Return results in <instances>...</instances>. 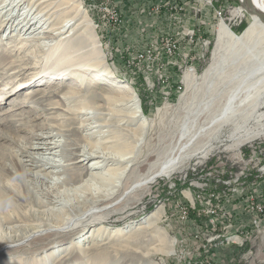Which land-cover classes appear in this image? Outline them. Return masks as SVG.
I'll return each instance as SVG.
<instances>
[{"label":"rangeland","instance_id":"rangeland-1","mask_svg":"<svg viewBox=\"0 0 264 264\" xmlns=\"http://www.w3.org/2000/svg\"><path fill=\"white\" fill-rule=\"evenodd\" d=\"M24 1L23 8L32 0ZM42 1L38 0V3L41 4ZM75 1L81 4L85 12L79 13L75 21L79 28L71 40L78 43L79 51L91 53V49H95L94 40L91 41L89 31L85 30L87 25L82 22L84 13H87L85 16L91 20L93 31L114 75L112 80L125 83L127 81L124 76H127L129 84L139 95L143 113V106L147 104L148 111L145 114L149 117L141 140L137 138L130 142L134 147L130 146L132 153L127 155L129 158L121 165L125 172L120 190L117 186L114 190L111 187L104 190L103 194L95 193V196L106 203L105 196H109V206L104 209L103 206L100 207L106 217L104 224L108 227L107 231L103 237L96 236V233L95 237L99 238L100 243L108 242L116 248H119L123 239H131L132 235H136L140 241L143 240L139 249L144 253L149 250L152 257L150 261L137 263L127 257L121 258L132 264H264V71L261 69L250 77L245 68L233 69L232 64L226 66V62L223 66L225 68L218 69L213 77L203 76L215 56L218 24L225 22L234 33L240 34L247 28L252 15L241 7L239 0H214L217 5L221 2L226 5L224 21L214 16L207 0H171V5L178 3V19L166 18L155 8L161 7L165 0H49L48 2H53L50 13L53 16L44 23L49 31L44 36L56 37L54 31L59 20L75 16ZM40 8H45V4H41ZM116 8L121 13L111 14L110 10L113 12ZM16 13L17 11L8 12L6 16L0 14V18L12 17ZM116 15L121 16L118 23L113 19ZM40 17L43 23L45 14ZM51 21H55L53 23L57 25L49 26ZM175 23L176 30L181 32L185 31V27L195 24V27L200 28V33L206 30L212 38L208 59L199 63L197 72L189 75L184 73V56L188 51L184 38L181 39L182 55L178 58L182 67L179 69L169 66L167 73L170 72L171 79L168 81L162 82L156 66L138 60L127 63V52L133 57L137 49L155 42L165 32L170 35ZM15 24L12 27L6 26L0 34V188L9 186L12 187L10 189L18 191L23 190L20 184L25 178L16 158L18 161L29 160L30 155L26 151L30 144L32 152L39 151L33 148L38 142V134L48 135L50 133L47 132L52 131L59 137V130L52 129L50 125L60 124L64 120L70 121L71 137L74 141L78 139L80 147L85 146L82 140L84 137L99 140L100 136V140H103V137L113 136L116 131L125 133L126 127L132 128L133 125L127 126L117 119H109L110 114L105 115L117 105L115 102L118 95H109V91L103 89L104 85H97L95 82L89 84V79L82 85L78 74L83 70L65 76L68 85L65 88L58 78L61 76L55 72L58 71V66L48 69L45 66L43 58L47 51L40 45L41 40L26 38L21 42L18 40L21 38L16 37L17 31L11 33L16 27ZM44 41L50 42L49 39ZM197 49L198 52L201 51L199 47ZM91 70H87L84 75L91 78V72L97 68L93 67ZM233 71L240 72L242 76L237 82L229 80ZM49 77L54 78L47 80ZM26 81L31 82V85L23 87ZM46 86L48 90L43 97L35 93ZM69 87L75 88L82 96L78 100L73 98L63 103L61 108L64 109H51L58 106L56 101L65 95ZM236 88L240 92L236 100L238 102L235 101L238 104L237 110L233 112L227 107ZM53 90L60 94L51 95ZM83 94H86L85 100L97 106L95 113L92 109L87 112L88 109L82 113L87 115L82 116L68 109L77 107L79 101L84 99ZM87 116L95 126L92 128L95 132L91 136L87 135L84 130L86 128L80 126ZM98 116L109 120L102 122ZM186 123H189V130L182 137ZM135 124V127L138 126V123ZM137 130L139 131L138 128ZM132 135L129 134L131 139L134 138ZM25 143V147L19 150ZM134 143L136 144L133 145ZM181 149L182 162L170 175L156 177L145 187L114 204L119 201L126 181L132 183L135 178L145 176L141 173H150L154 170L152 167L161 165L165 158L176 156ZM248 149L250 152L245 155ZM33 154L36 160L42 157ZM57 159L65 160L61 157ZM67 165V162H62V168H58V176L66 173L64 170L70 167ZM9 168L14 170L8 173L10 175L3 171ZM68 172L71 174L72 170ZM63 176L65 175L62 174L61 177ZM44 182V186L41 182H28L29 189L34 193L29 200L16 202L9 207L0 206V264H29V259L34 256L42 257L50 249L62 245L61 242L64 245L70 243V239L90 230V227H86L76 234H73L76 228L66 232L54 230L50 235L38 237L33 242L27 240L21 246L13 247L12 251H5L9 243H17L23 238L31 237L34 232L44 229L47 231L46 228L62 224L54 214H60L61 211L51 208L49 198L46 197L52 179ZM71 182L74 186L80 183L78 180ZM151 204L154 208L148 211ZM77 208L85 207L77 205ZM123 208L125 211H122ZM155 209H158V219L147 227L149 229H133L130 233H121V236L114 237L113 234L119 232H114L116 228L132 229ZM192 211H196L198 217L206 215L207 221L199 222L191 217ZM71 214H77V210L68 207L62 217L68 219ZM87 246L88 242L83 247ZM69 251L59 254L55 264L65 261L67 264H76L72 261L75 254L68 253ZM77 252L82 254V249L78 248ZM98 255L93 252L89 257ZM111 255L114 263L118 257L115 252ZM102 262L100 259L93 261L95 264Z\"/></svg>","mask_w":264,"mask_h":264},{"label":"bare ground","instance_id":"bare-ground-1","mask_svg":"<svg viewBox=\"0 0 264 264\" xmlns=\"http://www.w3.org/2000/svg\"><path fill=\"white\" fill-rule=\"evenodd\" d=\"M48 1L49 0L42 1L41 4H45V8L41 9V4L38 3V0H32L29 5L25 6V8H23V4H25L24 0H0V14H4V16H6V13L8 12L17 11L15 16L13 15L12 17L9 16L6 18H0V34L2 33L3 29L6 28V26L10 25L12 27V24H15V22H17L15 24L16 27L11 30L13 31L11 33L17 31V33H15L16 37L21 38L18 39L21 40V42H23V40L26 38H29L30 40H41L42 44L40 45H43V47L45 48L44 50L47 51L45 52V56L43 58V60L45 61V66L47 69L58 66V71L55 72H57L56 75L61 76L58 78H60V81L65 86V88L68 87L65 76H71V74L83 70L82 73L78 74V77L81 78L82 85H84L85 81L89 79V84H91V82H95L97 85H104L103 89L109 91V95H118L115 102L117 103V105L110 109V113H105V115L110 114L109 119H117L127 126H133H131L132 128L126 127V130H124V132L126 131L125 133L116 131L113 136H109L106 138L103 137V140H100V136L99 140H92L93 138L86 139L84 137L82 138L83 144H85V146L83 147H80L78 139L74 141L71 137L72 133H70V131L72 132V128L70 127V121L66 122V120H64L60 124L50 125L52 129L59 130V137H57L58 135H54L52 131H48L47 133H50L48 135L44 133L38 134V136L36 137V139H38V142H36L37 144L33 148L38 149L39 151L32 152L29 148L31 146L30 144L28 146V150L26 151L30 155V159H19L18 161V158H16V161L18 162L19 167H21V172L23 173L25 178L24 181H21L20 184L23 186V190L14 191L10 189L12 187L9 186L1 187L0 189L2 190L0 191V206L9 207L10 205L13 206L16 202L19 203L25 200H29L34 193H32V191L29 189L30 187H28V182H32V184H39L41 182L44 186L46 184L44 181H48L51 178L52 182L50 185V191L48 192V195L46 197L49 198V205L51 208H56L57 210L61 211L60 214H56V212L54 214L56 215L57 219L62 222V224L60 223L59 225H56L54 227L46 228L48 229L47 231H44V229L39 230L38 232H34L31 237H26L19 240L20 243H9V245L6 246V249H4L5 251L10 252L12 251L11 249L13 247L21 246L23 244L22 242H25L27 240H29V242H33L32 240H35L38 237L40 238L47 234L50 235V233H52L54 230L66 232V230L71 231L76 228L73 231V234H76V232L78 233L84 230L86 227H90V230H87L83 234L78 235L77 237H75V239H70L72 244L70 242L64 245V242H61L62 245L50 249L44 256H34V258L31 257L32 259H29L30 261L28 263L55 264L56 257L59 256V254L67 252L69 250L71 251H69L68 253L75 254L74 256H72V261L76 262V264H95L93 263L95 259L102 260L104 264H111L113 261L111 254L114 252L115 256L118 258L116 260L114 259L115 262L112 264H119L120 262L125 264H132V262H128L125 259L122 260V257H127L132 261L136 260L135 263L148 260L150 261L152 257L151 252L148 250L147 253H144L139 249V245L143 240L140 241L136 235H132L130 237L131 239H123L119 244V248L108 244V242L100 243L99 238L97 239L95 237V233L96 236L102 235L103 237V234H105V232L107 231L108 227L104 224V222L106 221V217L100 207L103 206L104 209L109 206V196H105V199L107 201L106 203L101 198L95 196V193L103 194L104 190H107L110 187L114 190V188L117 186H119L118 189L120 190L122 177L125 172V168H122L121 165L129 158L127 155L132 153L130 149V146L132 145L130 142L137 138L139 140L140 138H142V136H144L143 134L146 130V123L149 122V117L142 112L141 100L134 88L129 84V78L127 76H124L127 81L125 83L112 80V78H114V75L109 69L110 65L107 64L105 52L100 47L97 35L95 31H93L91 20L89 18L87 19V17L85 16L87 13H84L82 22L87 25V29L85 30L87 32L89 31L91 41L94 40L95 49H91V53H88L86 51H79V49H77L78 43L71 40L72 36L78 30L77 28H79L75 24L76 19L79 16V13L85 12V9L80 6L81 4L76 3V1L74 3L75 5L73 4V8L75 7L74 17L72 16L71 18L65 20L60 19L61 21L59 20L58 22L59 25H57V23H53L55 21L50 22L49 26L54 24L57 25L54 31L56 32V37L47 35L44 36V34H47L49 32L47 28H45L44 23L48 20H51L53 16L52 14H50L52 13L51 10L53 9V2ZM253 2L257 9L264 11V0H253ZM46 8L48 9L45 11ZM41 14H45L46 17L43 23L40 17ZM67 27L68 29H66ZM90 28H92V30ZM217 30L218 40L215 47V56L213 61L205 69L203 76L213 77L214 73L218 69L220 70L221 68H223L226 62H228L226 66H230L232 64L233 69L245 68V72H247L248 76L250 77L261 69L264 71V21L258 15L251 16L247 28L240 34L234 33L225 22H220L218 24ZM41 34L42 36H40ZM46 39H49L50 42L47 43L46 41H44ZM93 67L97 68V70L91 72V78H88L84 74L87 72V70H91ZM51 76L53 75L51 74ZM52 78L49 77L47 80H51ZM240 78H242V76H240V72L238 71H233L229 75L230 81L237 82ZM30 83L26 81L22 86H29L31 85ZM57 85L59 84L57 83ZM47 86L44 88L38 87L39 90H36L35 93L42 95L40 97H43V95H45L44 93H46L48 90ZM55 91L56 90H53L51 95L54 96V94L59 93ZM66 91L67 92L65 93V95L63 94V92L65 91L61 92V94H63L64 96L60 97V99L56 101L58 106L52 107L51 109H64L61 108V105H63V103L73 98L75 100H78V98L82 96L80 95V92L76 91L75 88L71 89L69 87ZM239 92V88L234 89V93H232L231 95L229 106L227 107L229 109L231 108L233 112L237 110L236 108L238 104L236 102L238 101L236 100H238L239 98ZM12 94H14V92ZM83 97L84 99L79 101L80 103L77 107H68V109H70V111L73 110L76 115L82 114L88 109L89 110L87 112H89L91 109L92 111H94V109L97 108L94 103L85 100L86 94H83ZM93 113H95V111ZM85 114L87 115V113ZM85 114H82V116H84ZM102 114L104 113L102 112ZM88 116L84 117L85 119L81 121L80 126L81 128H86L84 130H86L87 135L91 136L95 132V130H92V128L95 126L92 125L93 123L88 119ZM109 119L105 118L104 116L100 118L102 122ZM134 122H137L138 126L136 125L137 123L135 124ZM134 124L136 125V127L134 126ZM188 124L189 123H186L183 126L182 137H184V135H186L189 130ZM137 128L139 129V131L137 130ZM88 130L91 131L89 132ZM110 130L113 133V130ZM131 133L133 134V139H131V136H129V134ZM136 143H134L133 145H135ZM186 144L187 143H185V145ZM25 145L26 143L21 145L19 150L24 148ZM182 150L183 149H181L176 156L165 158L161 165L152 167L154 170H152L150 173H141V175L145 176L135 178L132 183L126 181L125 188L119 196V201L114 204L120 203L130 193L145 187L148 183L155 180L156 177L164 174L170 175L182 162ZM33 153L39 154L42 157L36 160V157ZM15 155H17V153ZM58 157H61L65 160H58ZM149 159L151 158L149 157ZM62 162H67V166L70 167L66 168L65 170L63 169L66 173L60 174L59 171L60 176H58V168H62ZM14 169L17 170V167L14 166ZM43 170L46 172L43 173ZM69 170H72L71 174H69ZM3 171H5L7 174L11 173V171L14 172V170L11 168L5 169ZM62 174L65 176L61 177ZM28 177H32V179H28ZM81 177L84 179H81ZM0 178L2 177L0 176ZM76 180L80 182L79 185H71V181ZM16 187H19V185ZM81 197H83V199H80ZM101 200L102 202H99ZM77 205H83L85 208H77ZM68 207L76 209L77 214H71L72 216L66 219L62 217V214ZM124 208L122 209V211H125ZM157 210L158 209H155L150 212L140 223L132 227V229L127 230V228H116L114 232H119L113 234L114 237L121 236V233H130L133 229L134 231H138L151 226L158 219ZM27 215L32 216V214ZM97 224H99V226H97ZM87 242L89 243V246L83 247ZM6 243L8 244V241ZM82 243L84 244L81 245ZM70 244L71 246H69ZM110 247H113L114 249L111 250L109 249ZM78 248L82 249V254H80L81 252H77ZM104 248L106 249V251H102V249ZM57 250L60 251L57 252ZM93 252H97V255L100 253V255L96 257L93 256V258L89 257L91 256V254H93ZM25 255H27V253H25ZM87 257L91 259H88ZM17 263L19 264V262ZM23 264H25V262H23ZM62 264H67V261L63 262Z\"/></svg>","mask_w":264,"mask_h":264},{"label":"built area","instance_id":"built-area-1","mask_svg":"<svg viewBox=\"0 0 264 264\" xmlns=\"http://www.w3.org/2000/svg\"><path fill=\"white\" fill-rule=\"evenodd\" d=\"M173 1L176 2V0ZM206 2L208 3L207 5L210 7V10L213 9L215 13V15H213L219 18V20L224 21L223 12L226 5L223 4V2L218 3L217 5L214 0H207ZM171 3V0H165L161 7L156 6L155 8L166 18L169 17L178 19V17H180L178 14V3L175 5H171ZM240 10L242 11L243 9L241 8ZM110 12L111 14H120L121 10L116 8L113 12L111 10ZM120 17V15H116L115 18L113 17L115 23L120 21ZM176 23L174 29L171 30L170 35L167 34L168 32H165V35L162 34V36H160L155 42L145 44L143 47L137 49L133 57L130 52H127V63H130L133 60H138L139 62H146L147 65L151 64L156 66L160 75L159 77L162 78V82L168 81L171 79L170 72L169 74L167 73L168 67H177L179 69L182 67V65L178 62V58L182 55L181 39L184 38L188 47V51L184 56V59L186 60L184 73L189 75L197 72L199 63L208 59V54L212 45V38L206 33V30L204 33H200V28L198 26L195 27V24L187 28L185 27L186 32L176 30ZM198 47L201 50L200 52H198ZM179 88H181V86H179ZM262 208H260V210H262Z\"/></svg>","mask_w":264,"mask_h":264},{"label":"water","instance_id":"water-1","mask_svg":"<svg viewBox=\"0 0 264 264\" xmlns=\"http://www.w3.org/2000/svg\"><path fill=\"white\" fill-rule=\"evenodd\" d=\"M241 7L250 15H258L264 21V11L257 9L253 0H239Z\"/></svg>","mask_w":264,"mask_h":264},{"label":"trees","instance_id":"trees-1","mask_svg":"<svg viewBox=\"0 0 264 264\" xmlns=\"http://www.w3.org/2000/svg\"><path fill=\"white\" fill-rule=\"evenodd\" d=\"M244 24H242V26H243ZM144 103V102H143ZM147 105V104H146ZM143 106V111H144V113H146L148 110V107L147 106ZM250 152V150L248 149V150H246L245 151V155H248V153ZM154 208V205H149L148 206V208H147V210L148 211H151L152 209ZM190 216L191 217H193V218H195L196 220H198L199 222L200 221H207V216L206 215H203L202 214V216L200 215L199 217L197 216V213H196V211H192L191 213H190Z\"/></svg>","mask_w":264,"mask_h":264}]
</instances>
